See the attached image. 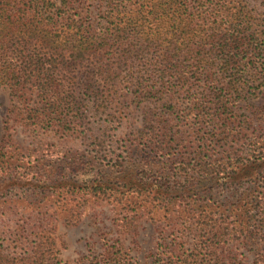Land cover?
Instances as JSON below:
<instances>
[{
  "label": "trees",
  "instance_id": "16d2710c",
  "mask_svg": "<svg viewBox=\"0 0 264 264\" xmlns=\"http://www.w3.org/2000/svg\"><path fill=\"white\" fill-rule=\"evenodd\" d=\"M54 7L61 11L56 0H0V86H9L22 102L28 93L54 96L65 88L73 93L95 91L102 85L98 81L111 89L123 70L136 62L144 66L150 81L170 74L183 82L188 75L196 78L201 91L187 92L184 110L185 124L194 116L209 126L197 135L198 142L191 143L179 124L174 129L160 115L151 123L159 121L161 126H146L140 137L161 155L170 150V159L162 161L169 170L179 168L185 174L194 170L201 180L222 177L234 182L249 176L256 185L243 199L244 211L239 215L225 212L215 218L216 214L203 210L191 218L195 249L185 255L174 248L162 264H242L237 253L220 251L226 235L251 246L254 264H264V185L258 183L264 180L260 175H264V142L259 136L249 140L243 133L248 117L234 115L229 107L241 99L251 78L261 75L264 80V32L256 27L245 1L115 0L100 33L74 16L58 25ZM131 37L133 41L128 42ZM109 48H115L118 60L105 63L102 52ZM74 101L64 99L57 108L69 109ZM48 107L56 116V102ZM257 109L255 115L264 123V108ZM154 138L159 142L152 146ZM0 169L23 175L25 161L16 151L0 147ZM65 187L59 185L56 190L63 194L68 211L74 210L73 199L84 200L91 189L75 185L72 192L69 187L61 191ZM94 188L115 197L125 193L116 185L99 183ZM51 189L54 195L56 190ZM46 192L43 197H48ZM46 204L37 205L29 215L22 212L28 210L22 209L24 205L10 204L12 219L0 235L12 251L0 244V264H61L52 233L55 206ZM142 207L134 210L139 213ZM35 212L38 215L32 219ZM136 217L127 215L123 224L130 227ZM124 249L118 240L95 264H133Z\"/></svg>",
  "mask_w": 264,
  "mask_h": 264
},
{
  "label": "rangeland",
  "instance_id": "374dc122",
  "mask_svg": "<svg viewBox=\"0 0 264 264\" xmlns=\"http://www.w3.org/2000/svg\"><path fill=\"white\" fill-rule=\"evenodd\" d=\"M244 1L256 27L261 26L264 32V0ZM114 2L56 0L61 11L57 13L54 7L55 23H67L68 17L74 16L100 33L106 27V12ZM102 53L105 63L118 60L115 48ZM96 63L93 61L92 66ZM144 69L140 62L131 63L110 91L98 81L102 85L95 91L73 93L65 88L54 96L28 93L23 102L14 97L9 86H0V147L16 151L25 161L23 175L13 176L0 169V229L12 219L10 204L24 205L22 209L28 210L22 212L29 215L37 205L48 207V201L55 206L52 233L58 249L56 259L61 264H95L118 240L133 264H162L174 248L185 255L195 249L190 219L195 215L197 218L201 211L208 210L216 214L215 218L225 212L233 216L244 211L243 199L256 185L249 176L234 182L222 177L201 180L194 170L189 174L179 168L169 170L162 161L170 159V150L161 155L148 148L144 136L140 137L146 126H161L159 121L151 123L158 119L157 115L166 117L174 129L179 124L193 144L198 142L197 135L209 128L194 116L185 124L187 92L201 91L196 78L188 75L183 82L170 74L150 81ZM261 77L251 78L241 99L229 107L234 115L248 117L243 130L246 137L250 140L259 136L264 142V123L255 115L258 107L264 108ZM150 90L156 92L149 93ZM74 98L69 109L57 108L64 99ZM54 102L56 116L48 107ZM158 142L154 138L150 145ZM99 183L119 186L125 193L117 197L98 193L94 187ZM258 183L264 185V180ZM59 185L67 186L61 191L70 188L72 192L75 185L91 189H87L84 200L73 199L74 210L68 211L63 194L56 190ZM50 187L55 188L54 195ZM43 190L48 197L42 196ZM139 205L143 207L138 213L134 207ZM37 215L32 214V219ZM127 215L137 216L130 227L123 224ZM6 241L0 235V244L12 251ZM223 242L220 251L237 253L242 264H254L251 246L232 241L228 235ZM174 245H178L177 249Z\"/></svg>",
  "mask_w": 264,
  "mask_h": 264
}]
</instances>
